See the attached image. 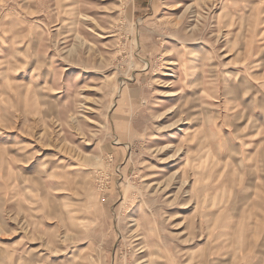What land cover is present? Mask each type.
<instances>
[{"label": "rangeland", "instance_id": "obj_1", "mask_svg": "<svg viewBox=\"0 0 264 264\" xmlns=\"http://www.w3.org/2000/svg\"><path fill=\"white\" fill-rule=\"evenodd\" d=\"M0 264H264V0H0Z\"/></svg>", "mask_w": 264, "mask_h": 264}]
</instances>
